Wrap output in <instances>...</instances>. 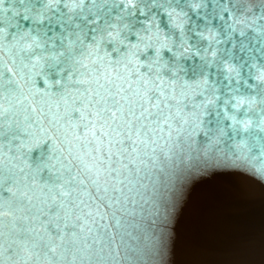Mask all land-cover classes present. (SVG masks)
Wrapping results in <instances>:
<instances>
[{
    "label": "snow or ice",
    "instance_id": "6c2138e0",
    "mask_svg": "<svg viewBox=\"0 0 264 264\" xmlns=\"http://www.w3.org/2000/svg\"><path fill=\"white\" fill-rule=\"evenodd\" d=\"M221 145L264 175V0H0V264L150 257Z\"/></svg>",
    "mask_w": 264,
    "mask_h": 264
},
{
    "label": "water",
    "instance_id": "95a60500",
    "mask_svg": "<svg viewBox=\"0 0 264 264\" xmlns=\"http://www.w3.org/2000/svg\"><path fill=\"white\" fill-rule=\"evenodd\" d=\"M221 149L222 159L185 181L163 246L133 264H264V175ZM125 219L133 236L151 221L148 213Z\"/></svg>",
    "mask_w": 264,
    "mask_h": 264
}]
</instances>
